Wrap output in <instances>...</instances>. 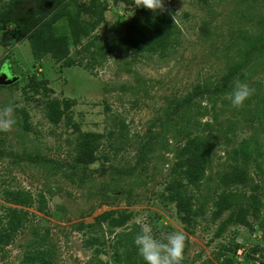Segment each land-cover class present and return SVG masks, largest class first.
<instances>
[{"label": "rangeland", "instance_id": "rangeland-1", "mask_svg": "<svg viewBox=\"0 0 264 264\" xmlns=\"http://www.w3.org/2000/svg\"><path fill=\"white\" fill-rule=\"evenodd\" d=\"M90 2L76 0L83 19L98 21L94 34L116 35L134 14V0H96L95 9ZM163 3L180 27L169 54L115 50L90 72L64 66L50 54L32 55L25 29L14 20L32 24L39 0H0V12L8 17H0V73L18 76L17 82L0 85V107L12 104L16 119L11 131L0 132V264L139 263L137 248L125 240L140 232L138 221L150 223L157 238L182 231V264H264V108L252 98L234 114L226 94L235 80L227 82V93H214L236 60L238 33L260 27L264 0ZM252 61L244 83L262 93L264 53ZM187 97L199 112L192 109L199 122L193 128L204 130L213 151L200 185L186 187L183 206L190 221L185 225L169 199L171 186L185 182L177 164L185 139L173 137L172 129L166 149L158 141L154 150L138 155V147L161 132L166 111L171 127L180 120L175 106ZM48 99H58L61 107L69 102V120L52 123ZM120 119L127 137H108L109 131L118 132ZM74 124L82 132L102 134L87 168L74 164L79 141ZM243 143L249 151L245 157ZM34 157L50 163L38 164ZM227 199L233 204L223 209ZM105 212L125 221L94 224Z\"/></svg>", "mask_w": 264, "mask_h": 264}, {"label": "trees", "instance_id": "trees-1", "mask_svg": "<svg viewBox=\"0 0 264 264\" xmlns=\"http://www.w3.org/2000/svg\"><path fill=\"white\" fill-rule=\"evenodd\" d=\"M90 1L89 5L95 9L96 0ZM11 2L3 3L2 7L4 8ZM32 13L34 17L32 24H27L21 18L14 20L15 26L25 29L32 55L37 59H41L50 54L56 62H61L64 66L80 65L90 72H93L96 66H103L115 50L122 54L164 57L179 41L180 27L169 12L157 11L154 13L144 7H136L135 5L134 14L122 24L123 27L120 33L112 36L108 35V32L99 35L94 34L96 27L99 25L98 21L93 22L83 19L77 9L76 0H39L37 8ZM184 15L187 16L188 14L185 13ZM2 16L8 18L4 11L0 12V17ZM258 21L260 23L258 30L248 31L245 29L239 32L235 38L236 60L230 65L225 82L215 86V94L222 91L227 93L228 90L225 89L228 81L235 80L244 83L247 79V72L254 65L253 56L264 53V18L260 17ZM83 40L86 41L83 43ZM71 48H74V55ZM200 93L202 92L200 91ZM252 98L257 99V102H260L264 108V92L254 91L253 95L245 100L242 107H233L232 112L236 114L244 111ZM222 101L224 106L229 104L224 99ZM45 107L46 116L52 123H59L62 117H67L69 120L66 113L69 102H63L61 107L58 99H48ZM175 107L177 112H181L180 120L174 121V126L171 127V112L166 111L161 123V132L155 133L142 142L138 147L140 152L138 155L144 151L154 150L155 143L158 141H162L161 149H166L168 144L166 136L172 129L174 132L173 137L185 139L178 152L181 158L177 161L182 169L181 176L185 182L180 179L178 183L171 186L169 199L175 203L181 221L187 225L190 221V214L185 211L183 206V196L188 185L198 187L202 182L205 172L211 164L213 144L203 129L193 128L199 122L197 118L192 116V109L196 113L199 112L196 108H192L189 97L180 100ZM199 115H202V113ZM262 115L264 116V111ZM179 122L181 123L178 124ZM117 125L118 132L109 131L108 137L116 135L117 138H126L128 129L124 120L120 119ZM209 125L208 122L205 123V127ZM74 128L79 133L74 164L87 168L95 160L94 151L102 134L82 132L76 124H74ZM240 152L244 157L249 154L246 143L241 145ZM33 160L38 164L50 163V161H43L38 157H34ZM52 164L54 168H62L58 162H52ZM232 204L233 201L227 199L222 208L228 209ZM108 218L111 219V224L114 226L121 225L125 221V218L122 219L119 216L116 218L112 212H105L95 218L94 224H101L102 221H106ZM239 221H241V224L246 222L243 217H240ZM122 238L120 237L118 244L121 243ZM125 240L130 241L133 247H136L134 237ZM136 252L133 249V253ZM127 253H129V250ZM135 262L133 264H145L143 260L139 263Z\"/></svg>", "mask_w": 264, "mask_h": 264}, {"label": "clouds", "instance_id": "clouds-1", "mask_svg": "<svg viewBox=\"0 0 264 264\" xmlns=\"http://www.w3.org/2000/svg\"><path fill=\"white\" fill-rule=\"evenodd\" d=\"M136 7H144L152 12L164 11L163 0H134ZM246 83L237 81L231 92L226 94L233 107H242L253 93ZM16 124L15 109L12 104L0 107V132H9ZM140 232L134 238V245L145 264H182L186 246V235L182 231L166 233L162 238L153 234L148 222H139Z\"/></svg>", "mask_w": 264, "mask_h": 264}, {"label": "water", "instance_id": "water-1", "mask_svg": "<svg viewBox=\"0 0 264 264\" xmlns=\"http://www.w3.org/2000/svg\"><path fill=\"white\" fill-rule=\"evenodd\" d=\"M18 80V76H10L5 72L0 73V85H11Z\"/></svg>", "mask_w": 264, "mask_h": 264}]
</instances>
